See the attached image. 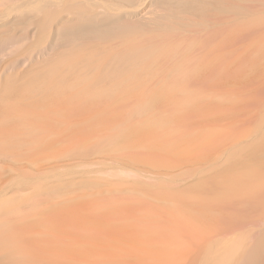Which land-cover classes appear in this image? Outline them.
<instances>
[{"label":"rangeland","instance_id":"374dc122","mask_svg":"<svg viewBox=\"0 0 264 264\" xmlns=\"http://www.w3.org/2000/svg\"><path fill=\"white\" fill-rule=\"evenodd\" d=\"M73 3L142 28L55 42ZM160 3L0 0V264H201L260 227L264 158L226 156L264 133V0L164 32Z\"/></svg>","mask_w":264,"mask_h":264},{"label":"bare ground","instance_id":"6f19581e","mask_svg":"<svg viewBox=\"0 0 264 264\" xmlns=\"http://www.w3.org/2000/svg\"><path fill=\"white\" fill-rule=\"evenodd\" d=\"M125 1L130 2L132 0H125ZM159 1L162 3V5L165 9V15L159 20L160 21L159 25L162 27L163 32L165 30L166 31L172 30L175 27V25H173V24L172 25L166 24V20L170 15H174L175 18H177V20H179L178 24H180L181 26L186 24L185 21L183 22V20L180 19L181 18V17H179L180 15H178L184 11H188V12L195 13V14L196 13L200 14L205 9V7H207V6H211V8L214 11H230L233 13H241L244 11V9H243L244 7H242L241 6L242 4L240 5V3H239L240 0H226L225 4L223 6L217 5L219 3L217 0H159ZM69 9L74 14V16L72 18H69L66 21L64 20L65 22L63 23V25L62 26L60 25L61 27L57 31V35H56L57 41H55V42H59V43H63V44H69L70 42H72L73 39H79V38L82 39V38H90V37H99V38L106 39L105 37H108L111 35H115V36L116 35H132L134 33H137L138 31H140V29L142 28V24L135 23L134 21H131L126 17L123 18L122 16H119V15H109L107 13H101V14L99 13V15H96V14H94V12H92V10H90L87 7V5H85L83 3H77V4L75 3V5L73 3V5H71L69 7ZM35 10H36V8H35ZM43 12L45 13L46 16L43 19H40L38 21L40 32L44 31L46 29L47 19H51L52 17L54 18V15L56 14L57 11L52 6H50V5L46 6L45 5L43 7ZM95 13H97V12H95ZM178 24L176 26H179ZM9 34H10V32H9ZM11 35H12V33H11ZM5 37L8 38L10 36L6 35ZM5 37L3 39H0V45L2 44V42H4L6 40ZM71 46H73V44ZM137 48H139V47H137ZM131 50H133V49H131ZM141 51H143V50H141ZM147 53H149V52H147ZM141 54H139V55H141ZM61 55H63V54H61ZM81 55H82V53H81ZM82 57H84V55ZM137 57H138V54H137ZM60 58H61V56H60ZM65 59H67V58H65ZM68 61H69V59L66 60V62H68ZM146 62H145V64H146ZM125 63L128 64V62H125ZM54 65H56V64H54ZM128 65H130V63ZM50 68H52V67H50ZM61 71H62V69H61ZM146 121H148V119ZM247 144L248 145L245 144L246 146H244L240 152H238V150H235V149L228 151L227 156H226V161L228 162L227 163L228 166H226V167H227V169H229L230 173L231 172L233 173L234 171H236V173H234L235 175L240 174L241 177H243V179H244V176L247 177L246 179H248V178L252 179L256 176L258 169L261 168V166H262V162H258V161H260V159L264 158V133L259 135L256 139L252 140L250 143H247ZM239 153H242L243 155H244V153H246L248 156L251 157V159L259 158V160L256 161V162H258L257 165L251 164V166H246V164L243 162L242 155ZM246 157H244V158H246ZM260 172H261V169H260ZM227 175H229V174H227ZM263 175H261V176H263ZM234 176L231 175V177H232L231 181H234L238 175L235 177ZM241 177L239 179H236V180H240ZM262 178H264V176ZM245 181L246 180H244V183H245ZM260 181L261 180H259V182ZM230 182H229V184H230ZM223 185L227 186L226 183ZM228 187H229V185H228ZM246 188H248V187H246ZM250 188H251V186H250ZM230 191H232V190H230ZM2 203L3 202H1L0 204H2ZM10 205H12V203ZM12 206L8 205V207L6 206L7 208L6 207L5 208H6V210L7 209L9 210L10 207H12ZM257 222L260 223L259 224L260 227L253 233L252 237L250 238V240L248 241V243L246 245H244L242 243V241H240L239 239L232 238L231 241L223 242L222 243L223 244L222 251L217 252V251L212 250L211 245L208 244L206 246V252L201 259V264H264V220L263 221L258 220ZM0 241H2V240H0ZM223 241H224V239H223Z\"/></svg>","mask_w":264,"mask_h":264}]
</instances>
